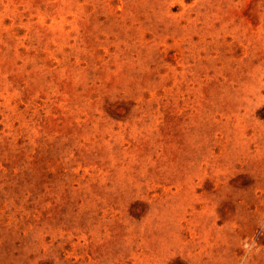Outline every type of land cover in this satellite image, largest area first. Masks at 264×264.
<instances>
[{
  "label": "rangeland",
  "instance_id": "374dc122",
  "mask_svg": "<svg viewBox=\"0 0 264 264\" xmlns=\"http://www.w3.org/2000/svg\"><path fill=\"white\" fill-rule=\"evenodd\" d=\"M0 264H264V0H0Z\"/></svg>",
  "mask_w": 264,
  "mask_h": 264
}]
</instances>
